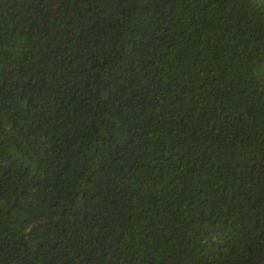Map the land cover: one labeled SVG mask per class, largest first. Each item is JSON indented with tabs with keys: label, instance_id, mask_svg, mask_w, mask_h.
Wrapping results in <instances>:
<instances>
[{
	"label": "trees",
	"instance_id": "1",
	"mask_svg": "<svg viewBox=\"0 0 264 264\" xmlns=\"http://www.w3.org/2000/svg\"><path fill=\"white\" fill-rule=\"evenodd\" d=\"M0 264H264V0H0Z\"/></svg>",
	"mask_w": 264,
	"mask_h": 264
}]
</instances>
